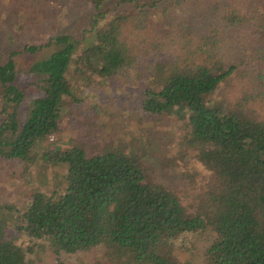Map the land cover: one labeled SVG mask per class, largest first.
Wrapping results in <instances>:
<instances>
[{
	"label": "trees",
	"instance_id": "1",
	"mask_svg": "<svg viewBox=\"0 0 264 264\" xmlns=\"http://www.w3.org/2000/svg\"><path fill=\"white\" fill-rule=\"evenodd\" d=\"M82 1L92 8L86 32L23 44L0 63V157L34 161L38 154L66 165L55 197L34 191L6 218L13 230L55 254L102 246L112 264H264V0L209 3L208 34L195 42L163 12L167 38L146 29L151 10L200 0ZM60 2L0 0V13L19 35ZM223 43H235L236 55L227 58ZM45 46L50 53L29 65L38 94L25 101L13 58ZM136 70L151 79L140 111L181 122L176 190L153 181L149 158L142 161L134 146L39 151L61 130L75 74L119 79ZM3 219L0 264H28L32 246L11 240L12 222Z\"/></svg>",
	"mask_w": 264,
	"mask_h": 264
},
{
	"label": "rangeland",
	"instance_id": "2",
	"mask_svg": "<svg viewBox=\"0 0 264 264\" xmlns=\"http://www.w3.org/2000/svg\"><path fill=\"white\" fill-rule=\"evenodd\" d=\"M213 2L215 1H187L174 8L165 5L162 11L160 8L153 9L150 11L153 17L148 18L146 31L149 35L167 38L162 37L169 33L168 27L161 25L163 12L164 15L170 14V18L175 20L177 30L184 32V38L191 35L195 42L200 34H208L204 21L210 19L207 15L208 4ZM127 6L135 8L133 4L123 5L125 8ZM91 12V5L82 0H61L55 9L49 10L51 16L41 19L36 25L27 24L23 32L16 35L4 21L1 11L0 63L6 60L10 52L19 51L26 43L43 45L49 38L61 33L79 37L80 33L89 29ZM181 38L175 37L176 41L180 42ZM234 45L235 43H223L220 51L225 53L227 58L233 57L237 51ZM52 48L45 46L37 53H18L13 58L15 84L24 90L25 101L28 97L38 94V87H35L38 78L31 75L29 65L35 60L45 58ZM150 83L151 79L149 80L142 70L129 71L126 77L119 79H106L96 74L81 79L79 74H75L72 79L75 99H67L68 104L62 109L61 116H65L63 120L61 117V130L51 136L49 140L52 142L47 141L39 151L46 153L48 149L64 150L75 146L92 153L114 143L121 145L125 150L134 146L141 153L142 161L149 158L153 181L178 189L180 178L177 175L178 170H174L176 166L173 158L177 156L175 143L181 122L166 114L146 115L140 111L139 95ZM223 86L230 88L231 84L224 83ZM219 93L222 94L221 91ZM23 110L21 105L20 117ZM32 160L34 161L0 157V216L5 217L3 220L6 225L12 222H8L6 218L9 219L15 210H23L27 198L34 191L53 198L57 194V188L65 185V164L50 162L38 154ZM4 204L8 206L3 208ZM13 223L14 221L8 229H11L10 239L21 246H32V251L25 254L28 264H112L103 257L105 249L102 246L74 254H55L48 250L46 243L27 239L21 233L15 232Z\"/></svg>",
	"mask_w": 264,
	"mask_h": 264
}]
</instances>
